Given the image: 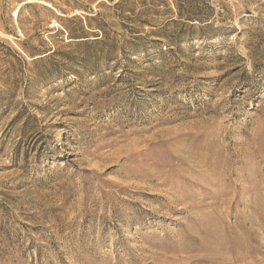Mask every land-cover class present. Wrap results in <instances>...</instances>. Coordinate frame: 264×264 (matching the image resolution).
<instances>
[{"label": "rangeland", "instance_id": "obj_1", "mask_svg": "<svg viewBox=\"0 0 264 264\" xmlns=\"http://www.w3.org/2000/svg\"><path fill=\"white\" fill-rule=\"evenodd\" d=\"M263 238L264 0H0V264H264Z\"/></svg>", "mask_w": 264, "mask_h": 264}, {"label": "bare ground", "instance_id": "obj_2", "mask_svg": "<svg viewBox=\"0 0 264 264\" xmlns=\"http://www.w3.org/2000/svg\"><path fill=\"white\" fill-rule=\"evenodd\" d=\"M18 12H19V9H17L16 11H15V16L17 17L18 16ZM254 232H256V230L254 231ZM258 234V233H257ZM264 239V238H263ZM259 240V239H258ZM256 238H255V241H258ZM247 246H249V245H247ZM233 248V247H232ZM232 248H231V250H232Z\"/></svg>", "mask_w": 264, "mask_h": 264}]
</instances>
